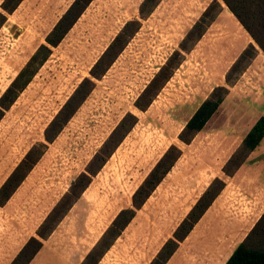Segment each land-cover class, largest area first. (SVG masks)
Masks as SVG:
<instances>
[{
    "label": "rangeland",
    "instance_id": "rangeland-1",
    "mask_svg": "<svg viewBox=\"0 0 264 264\" xmlns=\"http://www.w3.org/2000/svg\"><path fill=\"white\" fill-rule=\"evenodd\" d=\"M72 1L22 0L6 15L0 28V95ZM141 1L92 0L5 111L0 120V185L27 150L44 141L47 123L89 76L124 23L140 20L137 32L105 74L92 78L86 99L0 207V243L12 240L17 250L30 237L39 238L41 222L127 112L136 116V123L45 238L50 247L76 262L83 260L118 211L131 206L134 191L172 144L180 148L179 158L98 264H148L215 177L223 178L225 187L165 264H223L264 214L260 154L234 177L222 171L264 114L263 52L218 0L222 9L217 18L194 48L183 52L181 64L151 104L139 110L135 100L212 0H161L144 19L139 16ZM251 42L257 55L227 85L226 72ZM220 85L228 87L226 99L190 143L180 141L186 121ZM263 229L264 217L247 239L250 246L264 249Z\"/></svg>",
    "mask_w": 264,
    "mask_h": 264
},
{
    "label": "trees",
    "instance_id": "trees-1",
    "mask_svg": "<svg viewBox=\"0 0 264 264\" xmlns=\"http://www.w3.org/2000/svg\"><path fill=\"white\" fill-rule=\"evenodd\" d=\"M92 0H73L59 17L51 30L46 34L44 43H41L30 55L25 65L18 71L10 84L0 95V120L5 111L16 100L19 93L26 87L37 69L46 61L51 53V47H56L67 32L72 28L77 19L88 7ZM161 0H142L139 6L141 19L149 16ZM236 17L243 28L249 33L252 40L264 54V0H221ZM22 0H3L0 7V28ZM221 4L218 0H212L203 10L200 17L193 23L179 43V48L167 58L159 70L154 74L148 84L135 100V106L139 110H145L152 102L158 91L178 68L183 60V52H189L200 40L210 24L221 12ZM139 19H131L124 23L119 32L100 54L89 70V76L84 77L75 87L73 92L60 106L52 119L44 128V141L33 144L16 164L13 170L0 185V207H3L13 193L23 182L27 174L42 156L48 143L54 141L62 128L70 120L79 106L86 99L94 86L92 78H101L119 53L124 49L130 38L140 27ZM258 53V49L252 42L249 43L234 60L226 72L225 82L233 85L235 80L251 63ZM229 90L226 85L215 86L208 97L196 108L190 118L178 134L180 141L188 144L199 133L217 111L224 101ZM137 118L131 112H127L116 126L111 130L98 150L92 155L85 166L71 182L68 190L59 198L39 225L36 234L39 238L30 237L20 249L10 264H28L37 251L41 248V239H45L62 220L66 212L81 197L88 187L93 176L102 168L108 158L115 151L123 138L131 131ZM264 137V114L260 116L243 137L240 145L230 155L222 167L224 175L233 176L238 168L246 161L249 154L257 148ZM181 150L172 144L162 154L146 177L134 191L131 198V206L118 211L111 223L103 231L94 246L85 255L81 264H98L105 252L111 247L116 238L122 233L127 224L135 215L152 191L169 172L175 161L179 158ZM225 187L223 178L215 177L205 188L186 216L177 225L156 255L148 264H165L178 244L183 241L191 231L195 223L211 205L213 200ZM264 214L260 217L262 220ZM258 222L252 227L246 238L239 242L224 264H264V249L254 248L247 242L249 235L256 230ZM264 238V229L260 234ZM263 241L257 239V242Z\"/></svg>",
    "mask_w": 264,
    "mask_h": 264
},
{
    "label": "crops",
    "instance_id": "crops-1",
    "mask_svg": "<svg viewBox=\"0 0 264 264\" xmlns=\"http://www.w3.org/2000/svg\"><path fill=\"white\" fill-rule=\"evenodd\" d=\"M262 143H264V137L261 140V143L257 146V148H255L249 154V156L246 158V161L239 167V169L233 174V176H228V177H234L241 168H244V164L245 163H248L250 161V158L251 157H254L253 155L255 153H258L257 156H259V154H260V156L258 158L261 159V161H259V163H257L258 166H260V163H262V161H264V150L261 149L262 147H264V145H262ZM259 170H260V172H259V179H262L264 181V178H263L264 177V169L259 168ZM249 232H246L244 234V236H243V238H242L241 241H243L246 238V236L248 235ZM46 239H44L43 245L37 251V253L33 256V258L29 261L28 264H81L82 259H80V260H78V262H76L75 260L72 259L73 258L72 256H69L68 254H64L63 252H60L56 248L55 249L52 248V245L51 244H50L51 247L48 244H46ZM0 244H1L0 245V264H10L12 262V260L16 257V255L18 254V252L20 251V249L24 246L25 242L22 243L17 248V250L14 249L15 246H16V244L14 245L13 242H12V240H9V242H7L5 244H3V243H0ZM234 247H233V249H234ZM226 260L224 261V263L226 262Z\"/></svg>",
    "mask_w": 264,
    "mask_h": 264
}]
</instances>
